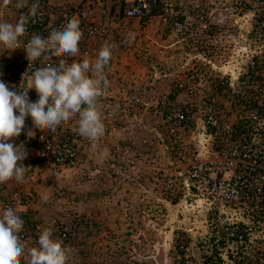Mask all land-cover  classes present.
<instances>
[{"label": "built area", "instance_id": "1", "mask_svg": "<svg viewBox=\"0 0 264 264\" xmlns=\"http://www.w3.org/2000/svg\"><path fill=\"white\" fill-rule=\"evenodd\" d=\"M214 4L223 8L225 17L214 19ZM15 5L0 7V22L16 23L27 12ZM39 5L37 17L29 18L19 38L20 48L0 46V81L11 91H27L34 70L45 66L41 58L29 69L23 47L33 34L46 38L74 17L80 20L85 40L105 38L109 32L107 25L95 22L99 12L106 14L105 0H85L57 17L48 15L47 0H39ZM124 15L143 24L157 16L183 43L170 65L150 60L152 82L168 80L170 88L154 96L135 91L123 103L108 106L102 116L105 132L97 141L76 134L78 125H71L72 119L42 132L27 117L20 150L28 154L23 161L28 169L22 183L7 182L9 194L3 188L0 215L14 208L24 221L18 235L25 245L35 229L26 219L34 205L33 190H26V185L34 182L41 164L77 171L84 164L87 144L109 140L114 141L109 166L97 175L104 173L103 182L141 180L143 160L134 148L138 143L154 159L161 155L169 162L163 188L186 223L174 230V264H264V0H132ZM89 55L84 51V57ZM61 58L79 62L74 56ZM28 96L32 102L38 99L34 88ZM141 113L149 114L159 128L145 137L132 130L133 144H122L121 115ZM28 130L34 131L32 137ZM81 226V218L74 224L52 218L36 230L49 228L68 242Z\"/></svg>", "mask_w": 264, "mask_h": 264}, {"label": "clouds", "instance_id": "2", "mask_svg": "<svg viewBox=\"0 0 264 264\" xmlns=\"http://www.w3.org/2000/svg\"><path fill=\"white\" fill-rule=\"evenodd\" d=\"M10 2L2 0L0 7ZM15 6L18 9L27 8V12L22 13L16 23L0 22V46L8 50L20 48L19 38L25 35L29 18L37 17L40 7L39 0L31 3L29 0H17ZM82 37L80 20L74 17L60 29H53L46 38L33 34L24 45L29 69L33 67V62L41 58L45 65L36 68L30 79L28 90L34 88L38 95L35 102L30 101L28 90L11 91L8 84L0 81V184L12 179L21 183L24 180L28 167H25L23 161L28 154L25 150L21 151L20 146L16 147L8 141L20 136L29 116L34 128L45 132L48 129L55 130L62 122L78 115V127L73 129L76 134L90 141H97L104 135L105 127L98 110V99L103 89L109 87L106 69L112 58V46L103 45L91 62L84 59L69 63L61 58L77 55ZM133 40L134 36L131 35L125 38L129 44ZM53 58L61 59L49 63ZM33 133V130H28L27 135L32 137ZM26 219L34 224L30 212ZM23 224L24 221L12 207H7L0 215V264H20L25 245L20 243L18 234ZM36 226L40 225H35V229ZM36 231L39 235L38 247L28 250L30 262L26 264H66V253L61 242L53 239L51 229Z\"/></svg>", "mask_w": 264, "mask_h": 264}, {"label": "crops", "instance_id": "3", "mask_svg": "<svg viewBox=\"0 0 264 264\" xmlns=\"http://www.w3.org/2000/svg\"><path fill=\"white\" fill-rule=\"evenodd\" d=\"M191 3L192 0H185ZM203 1V0H200ZM207 1V0H205ZM217 0H210V2H216ZM48 7L47 13L50 17H57L63 10L80 6L85 2V0H47ZM132 0H105L106 14L98 13L95 22L101 25H107L109 32L105 38H96L91 40L81 39L79 42V52L74 57L81 62L84 59H88L90 62L94 61L97 57L99 50L105 44H110L112 46V58L109 63V67L106 69L107 79L109 81V87L103 89L102 96L98 99V110L103 116L105 110L108 106L114 103H123L128 95H131L135 91H148L152 96L160 94L170 88V82L168 80H161L159 82L153 83L151 74V64L148 65L147 61L156 60L158 64L160 61H165L166 64L170 65L173 63L172 55L179 57V51L182 48L183 43L178 42L176 34L172 33L169 28H165L159 17L152 18L148 23L143 24L138 20L128 19L124 15L125 9L128 7ZM215 5V4H214ZM211 12L214 19H222L225 17V11L218 5L211 6ZM134 36V40L131 44L126 43L125 38L129 36ZM178 43V44H177ZM172 44H175L173 48H170ZM89 51V57H84V51ZM160 51L163 53L161 54ZM166 55H163L165 54ZM151 57V58H150ZM91 75V74H90ZM121 125L124 126L125 130L122 132L121 136L118 137V141L122 144H133L131 137L132 130H135L139 137H145L151 133L152 129H158L156 121L149 115L145 113L138 114L136 117L122 116ZM71 125H78V115L73 116ZM158 127V128H157ZM135 133V134H136ZM21 135L19 137H13L8 142L13 143L14 146H21ZM114 141L100 140L98 144L92 146L87 144L83 148L84 164L75 173L74 180L72 181L73 187L90 186L94 187V191H97L101 187H109L120 190L124 186H135L136 188L141 187L143 191H146V196L142 195L143 201H150L152 199H158L162 202V205L167 203L166 208H173L175 212V206L170 203V197L165 192L163 188V195H159L160 187L164 186L163 174L169 175L168 167L169 162L166 159H160L161 155L154 159L148 150L141 148L138 143L134 144L135 151L140 155L139 157L143 160V166L141 167L142 173L145 178L138 180H121L115 178L109 182H103L100 177H98V172H104L109 166V148L111 143ZM157 168H163L164 171L160 174ZM48 169H64L43 163L40 165L39 173L35 177L34 182H28L26 185V190L31 188L33 191H38L42 196L48 197L42 200L43 205L45 201L50 202L49 204H55L56 206L61 203L60 196L53 194V196H48V193L44 192L42 186L46 184L43 182L41 185H36L38 176L44 177ZM93 175V177H92ZM85 177L87 181L85 180ZM55 185H59L60 182L54 181ZM7 182L0 184V190L3 193L7 190ZM59 187H62L60 185ZM117 189L115 190L117 192ZM101 190V189H100ZM142 192V191H141ZM0 192V197L3 195ZM145 193V192H144ZM52 197V199H51ZM161 197V198H159ZM57 198L58 201H57ZM96 198V196H94ZM48 206L47 215H50V210L56 207L52 205ZM99 204V206L97 205ZM40 211L45 213V206H40ZM50 208V209H49ZM90 213L92 217L95 218L93 225L96 227V218L110 219V228L116 229L117 226L114 224L113 220L121 218L116 212L110 214L106 209V206H100V201L96 199L90 205ZM144 208V207H143ZM139 209V208H138ZM154 207L152 206L151 211ZM156 209V208H155ZM167 210V213L170 210ZM120 213V212H119ZM142 213V212H140ZM145 213V212H144ZM177 214V212H176ZM35 217H38L35 215ZM169 217V216H168ZM92 218V219H93ZM145 224H142L144 226ZM104 228V227H103ZM142 228V229H144ZM143 232V230H141ZM28 243L25 244L27 247ZM27 258V257H26ZM29 258V257H28Z\"/></svg>", "mask_w": 264, "mask_h": 264}, {"label": "rangeland", "instance_id": "4", "mask_svg": "<svg viewBox=\"0 0 264 264\" xmlns=\"http://www.w3.org/2000/svg\"><path fill=\"white\" fill-rule=\"evenodd\" d=\"M16 3L17 0H11L7 6ZM147 62L150 65V61ZM149 76H151L150 73ZM47 171L44 177L38 176L36 185L46 182L42 186L43 191L47 192L48 196L59 195L62 202L56 206L45 201L46 205H43L42 200L48 197L42 196L36 190L33 191L34 205L29 212L34 224L40 226L50 218L66 219L68 224H74L79 218L82 219L81 229L75 239L62 242L53 235V239L62 244L66 253V264H174L172 246V241L176 238L174 230L186 224L183 221L184 218L176 214L177 208L174 212L173 208L164 207L167 203L162 205L158 199L142 203V195L146 196L147 193L141 187L124 186L120 190L116 188L117 192L114 188L101 187L94 191V187L90 186L73 187L72 181L77 171L66 169H55L52 172L48 169ZM103 174L98 177L102 179ZM86 178L88 177H85L87 181ZM54 181L60 182L59 185H55ZM60 185L62 187H59ZM0 192L2 193L1 190ZM159 195H163V187H160ZM95 199L100 201L101 207L105 205L109 212L114 211L125 220L114 219L113 222L117 228L111 229L110 219L96 218L99 221L94 228L92 222L95 218L90 213V205ZM0 201L2 202V196ZM48 204L56 207L49 211L50 215H47ZM40 206H45V213L40 211ZM152 206L153 211H151ZM168 209L169 213H167ZM142 224H145V228ZM36 232L35 229L33 238L28 242L27 247L24 246L25 253L20 258L22 264L30 262L28 250L38 247L39 235Z\"/></svg>", "mask_w": 264, "mask_h": 264}, {"label": "trees", "instance_id": "5", "mask_svg": "<svg viewBox=\"0 0 264 264\" xmlns=\"http://www.w3.org/2000/svg\"><path fill=\"white\" fill-rule=\"evenodd\" d=\"M157 14H159V11H157ZM179 200L178 199H176V201H174V203H177Z\"/></svg>", "mask_w": 264, "mask_h": 264}]
</instances>
